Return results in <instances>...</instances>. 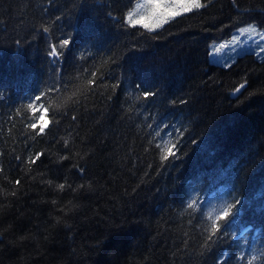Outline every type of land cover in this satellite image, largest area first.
<instances>
[{
	"label": "trees",
	"instance_id": "trees-1",
	"mask_svg": "<svg viewBox=\"0 0 264 264\" xmlns=\"http://www.w3.org/2000/svg\"><path fill=\"white\" fill-rule=\"evenodd\" d=\"M137 1L0 0V264H264V59L208 58L264 29V0H201L156 31L124 21ZM73 35L60 75L45 53ZM210 191L250 202L211 252Z\"/></svg>",
	"mask_w": 264,
	"mask_h": 264
},
{
	"label": "snow or ice",
	"instance_id": "snow-or-ice-1",
	"mask_svg": "<svg viewBox=\"0 0 264 264\" xmlns=\"http://www.w3.org/2000/svg\"><path fill=\"white\" fill-rule=\"evenodd\" d=\"M210 2V0H209ZM208 4H203L201 0H145V5L139 6V7H146L147 12L144 15H140L139 13L134 16L131 12H129L125 17L124 21L129 25L130 27H135L137 25H140L141 27L148 29L149 31H152L154 28H160L163 24L168 23L170 20L174 19L177 16H182L185 13L192 12L194 10H199L201 8H207ZM108 17L114 22L118 23L117 17L113 15L111 11L107 13ZM57 20L60 19V17L56 18ZM248 29L246 28H239L238 32L243 35ZM42 32L45 34H48L50 32L49 27H42ZM75 32V29H74ZM232 40L234 42H237L239 49H243L245 45L239 41V37L236 35L232 36ZM74 42V35L70 38H64L63 36L59 38L58 44L57 43H49L47 51L45 53L46 58L49 62V64L53 67V70L56 71L58 74L63 75L64 72V60L67 55V51L69 49V46L72 45ZM19 43V41H17ZM85 43H89V41H85ZM94 46V45H93ZM225 47L224 44H221L217 49L216 52L218 53L220 51V48ZM237 49H233V51H236ZM264 51V49H262ZM240 54L239 52L237 53ZM92 58V57H89ZM57 65L59 67L57 68ZM119 66V65H118ZM228 66V65H226ZM230 67V66H228ZM123 71V69H122ZM96 74L93 73V76ZM140 82L136 84L137 89H141L143 92V96L145 100L148 99V97H156L158 95L157 91H153V83L151 80L144 78L143 76L139 77ZM59 83V81H58ZM123 83V81H118L116 85H114V88H117L120 86V84ZM241 87H244V85H241ZM58 89H50L49 91H53ZM240 89H236L238 92ZM44 95V93H41V95L35 96L36 100H40L41 96ZM175 106V101L172 102ZM188 103V100L181 98L179 100L180 105H186ZM31 106V105H30ZM73 120L76 119L75 116L72 117ZM33 129L37 127L36 124L30 125ZM165 127H168V125H165ZM40 133H44L45 126L41 122L40 125ZM195 143V141H193ZM67 144V142H65ZM176 148L175 146L168 148L165 152V154L161 157L162 160H167L169 156H172L176 159L179 157L175 156ZM40 154H38L39 156ZM19 159V157H17ZM62 160L68 159L67 156L61 157ZM34 162V161H33ZM85 169L80 168L81 175H83ZM16 184L19 185L20 181L17 180ZM83 187L82 185L80 186ZM60 189L65 188L64 183L59 184ZM13 196L16 195L15 192L12 193ZM184 198H181V203H183ZM195 201L192 203L187 204L188 209H192L194 207ZM249 204L250 202H246L243 199H236L234 203L229 204L226 208H224L220 214L216 217L215 221L212 222L211 228L207 234L206 240H205V246H219L220 244V237L221 234L227 233L232 229V227L237 223L240 216L243 214L245 210V205ZM223 222V224L221 223ZM212 248L209 247V252H211ZM228 257H225V261H221L220 264H227Z\"/></svg>",
	"mask_w": 264,
	"mask_h": 264
},
{
	"label": "rangeland",
	"instance_id": "rangeland-1",
	"mask_svg": "<svg viewBox=\"0 0 264 264\" xmlns=\"http://www.w3.org/2000/svg\"><path fill=\"white\" fill-rule=\"evenodd\" d=\"M142 5H145V0H138L134 8L130 12L134 16H136L138 13L140 15H144L147 12V8L139 7ZM137 26H140V25H137ZM241 28H246L248 29V31H246L243 35H241L237 29L232 34V36L233 35L238 36L239 41L243 43L245 47L243 49H239L237 42H234L232 40V36L226 39H223L222 41L212 42L209 46V51H208V58L211 63L218 64L223 67H228L236 60L238 56L248 53V52H251L255 54L256 56H258L259 58L264 59V51H262V49H264V29H261L255 25H247ZM156 29L158 28H154L153 30H156ZM221 44H224L225 47L220 48V51L217 53L216 49ZM234 48L237 50L233 51ZM238 52L240 53L239 55L237 54ZM203 199L206 200L205 197L201 198V200ZM214 201L215 202L212 203L211 207H209L210 202L209 203L206 202L208 203L209 211L214 214H220V212L223 210L224 202L221 199L214 200Z\"/></svg>",
	"mask_w": 264,
	"mask_h": 264
},
{
	"label": "water",
	"instance_id": "water-1",
	"mask_svg": "<svg viewBox=\"0 0 264 264\" xmlns=\"http://www.w3.org/2000/svg\"><path fill=\"white\" fill-rule=\"evenodd\" d=\"M242 85H244V84H242ZM238 88H239L240 90L237 92L236 89H235V90L232 92V94H231L232 97H235V96H236V95H237V94L243 89V87H241V85H240ZM238 88H237V89H238Z\"/></svg>",
	"mask_w": 264,
	"mask_h": 264
}]
</instances>
